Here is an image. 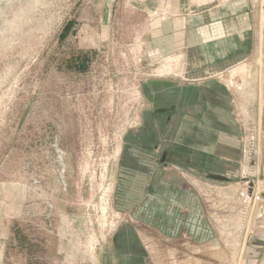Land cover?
Masks as SVG:
<instances>
[{
  "label": "rangeland",
  "instance_id": "rangeland-1",
  "mask_svg": "<svg viewBox=\"0 0 264 264\" xmlns=\"http://www.w3.org/2000/svg\"><path fill=\"white\" fill-rule=\"evenodd\" d=\"M93 1L0 0V230L8 233L3 264H104L106 257L118 264L117 229L142 222L116 208L120 161L125 136L140 127L135 111L144 113L158 96L147 95L142 86L168 75L154 70V62L140 64L130 49L138 33L149 39L144 27L149 17L136 0H123L121 16L103 36L90 13ZM70 20L76 31L81 28L82 43L61 37ZM87 28L100 35L92 43L105 47L89 49ZM255 50L221 80L233 85L240 135L247 138L254 125L256 141L264 55ZM248 119L255 121L249 130ZM182 180L167 181L196 193L207 181ZM216 203L220 200L213 207ZM221 215L223 224L210 219L213 236L202 242L187 231L171 236L142 225L148 230L141 232L143 242L135 232L144 264H217L223 251L229 252L239 213ZM190 242L199 247L190 249Z\"/></svg>",
  "mask_w": 264,
  "mask_h": 264
},
{
  "label": "crops",
  "instance_id": "crops-1",
  "mask_svg": "<svg viewBox=\"0 0 264 264\" xmlns=\"http://www.w3.org/2000/svg\"><path fill=\"white\" fill-rule=\"evenodd\" d=\"M93 2L95 8L90 10V13L94 19L99 20L98 25L101 26L103 36L105 31H110L112 20L121 16L123 0ZM136 2L149 17L148 23L144 25L145 33H149V39L144 41L143 32L138 33L129 44L130 49L140 64L147 61L152 66L151 63L154 62L156 65L154 70L166 71L168 75L166 78H153L151 82L160 81L162 92L166 90L167 95L172 94L173 99L178 100L173 103L177 104V107L172 106L170 113L167 110L169 117L166 122L152 123L150 128L152 156L146 158L158 168H162L160 169L162 179L174 180L176 176L182 177L184 181H189L190 178L206 179L202 187L197 189V193L207 212L211 213L214 211L213 201L231 198L229 195H223V191L228 186H235L234 179L241 178L246 139L244 135H240L243 124L240 123L239 117L236 118L234 95L216 74L228 70L239 59L252 54L255 49L260 56L264 55V50L261 51L264 0H136ZM89 30L88 41L96 42L100 35L94 28H89L88 33ZM61 33L68 39L78 37L82 43L81 28L76 31L74 26L71 32L63 30ZM92 45L90 50L105 47L96 43ZM185 75H190V79ZM151 92L155 94L160 91L152 88ZM262 99V105L259 104L261 135L255 141L254 175L258 181L254 194L258 192L264 194V78ZM147 110H155L154 105ZM144 113L143 108L135 111L138 115L134 124L140 127L134 130V133L144 130L142 129ZM180 115L183 116L181 119L188 120L187 123H180ZM244 124L249 130L255 121L248 119ZM147 133H144L145 136ZM180 133L183 136L180 137ZM187 134L190 136L189 139H185ZM164 155L167 156L166 164L161 166ZM175 163L182 165L183 168ZM172 185L176 187L179 183L174 181ZM234 208H240L238 196L230 202L226 211L231 212ZM188 210L186 208V211ZM135 219L145 222L141 217ZM142 222L141 224L131 222L141 242H143L141 232H148L142 225L154 228V225ZM183 231L186 230L182 228L181 232ZM7 236V231L0 230V264H3L5 259ZM192 246L189 247L192 250L199 247L196 244ZM183 248L185 249V246ZM235 264H264V202L261 208H250L248 212Z\"/></svg>",
  "mask_w": 264,
  "mask_h": 264
},
{
  "label": "trees",
  "instance_id": "trees-1",
  "mask_svg": "<svg viewBox=\"0 0 264 264\" xmlns=\"http://www.w3.org/2000/svg\"><path fill=\"white\" fill-rule=\"evenodd\" d=\"M74 26L75 22L70 20L64 25L63 30L67 33L71 32ZM60 35L66 38L65 34L61 33ZM160 84V81H152L143 86L144 92L149 96H154L151 92L152 88L160 92H157L156 99L152 97L155 110H147L144 113L142 128L144 130L128 134L126 137V148L120 161L115 205L118 210H129L134 218L141 217L143 221L156 226L168 235L176 236L183 228L195 240L202 242L213 236V230L201 198L192 188L184 184L173 187L172 183L170 184L160 177L162 168H158L146 158V156H152V152H150L152 123L166 122L169 117L167 110L170 113L172 106L177 107V104L173 103L178 100L173 99L172 94L169 96L162 93ZM164 85L166 88L167 84ZM182 117L180 115V123H187L188 120L181 119ZM145 132H148L147 136H145ZM179 136H183L182 133ZM189 137L187 134L185 139H189ZM166 159L167 156L164 155L162 160L164 164L162 162L161 166L166 164ZM175 164L183 168L182 165ZM185 169L202 175L195 170ZM183 208L189 210L183 211ZM113 243L118 264H144V252L131 224H122L117 229ZM106 258L104 264H112V261L108 257Z\"/></svg>",
  "mask_w": 264,
  "mask_h": 264
},
{
  "label": "water",
  "instance_id": "water-1",
  "mask_svg": "<svg viewBox=\"0 0 264 264\" xmlns=\"http://www.w3.org/2000/svg\"><path fill=\"white\" fill-rule=\"evenodd\" d=\"M254 126L251 128L250 135L244 141V156L243 164L241 168V178H236L233 181L235 186H229L225 190L227 195H235L239 193L241 199V207L238 211L239 217L235 224L234 235L231 240V244L228 248V253L224 252L220 255L217 264H235L237 253L240 247V242L244 233V227L246 219L248 217V212L251 207L254 190L257 185V177L254 175L255 170V139H254ZM236 198V196H234ZM221 210H224L228 203L227 201H221L216 205Z\"/></svg>",
  "mask_w": 264,
  "mask_h": 264
},
{
  "label": "built area",
  "instance_id": "built-area-1",
  "mask_svg": "<svg viewBox=\"0 0 264 264\" xmlns=\"http://www.w3.org/2000/svg\"><path fill=\"white\" fill-rule=\"evenodd\" d=\"M226 71V70H225ZM225 71H223V72H220V73H218V74H216V76L217 77H220L221 78V76H223V73L225 72ZM227 85V84H226ZM228 86V85H227ZM233 101H234V104H235V99H234V96H233ZM237 117H239L238 116V114H237ZM239 121H241L240 119H239ZM229 187V186H228ZM227 189V188H226ZM225 189V190H226ZM225 190L223 191V195H227V194H225ZM229 196H231V198H229V199H227V200H220V202L221 201H227V203H228V206L224 209V210H221L219 207H217V206H214L213 208H214V211L213 212H211V213H208L207 212V210H206V215H207V217H208V219H209V221L211 222V220L210 219H214V221H216V223H217V225L218 226H221V224H223V221H221V214H222V212H228V211H226V209L229 207V205H230V202L232 201V200H234V199H236V198H234V196H238V200H239V202H240V207H241V199H240V195H239V193H236L234 196L233 195H229ZM263 202H264V194H262L261 192H258V193H256V194H254L253 195V199H252V203H251V207L250 208H256V209H259V208H261L262 207V204H263ZM218 203H216V205H217ZM206 209V208H205ZM235 209V208H234ZM240 209V208H239ZM239 209H237V211H239ZM221 212V214H220V216H219V213ZM212 223V222H211ZM210 223V224H211ZM233 227V226H232ZM232 229V228H231ZM184 236H188V234H187V232H184Z\"/></svg>",
  "mask_w": 264,
  "mask_h": 264
},
{
  "label": "bare ground",
  "instance_id": "bare-ground-1",
  "mask_svg": "<svg viewBox=\"0 0 264 264\" xmlns=\"http://www.w3.org/2000/svg\"><path fill=\"white\" fill-rule=\"evenodd\" d=\"M230 80H231V79H230ZM225 82H226V81H225ZM258 82H260L261 84H263V77H262V78H258ZM226 84L228 85L229 88L233 86V85L231 86V85L228 84L227 82H226ZM234 85H235V84H234ZM235 87H238V86L235 85L234 88H235ZM230 89H231V88H230ZM235 89H236V90H239V87H238V89H237V88H235ZM231 91H232V90H231ZM233 95H234V98H235V94H233ZM222 230H223V229H222ZM223 233H224V236H225L223 239H226V232H225V231H222V234H223ZM227 241H228V240H226V242H223V244L227 243ZM228 244H229V243H228ZM159 250H160V249H159ZM164 255H165V254H164ZM167 255H168V254H167Z\"/></svg>",
  "mask_w": 264,
  "mask_h": 264
}]
</instances>
